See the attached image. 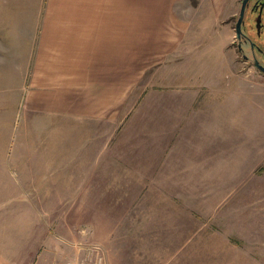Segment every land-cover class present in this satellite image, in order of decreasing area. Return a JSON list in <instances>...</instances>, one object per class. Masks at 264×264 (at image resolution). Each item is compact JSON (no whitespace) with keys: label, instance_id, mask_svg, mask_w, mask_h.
<instances>
[{"label":"rangeland","instance_id":"1","mask_svg":"<svg viewBox=\"0 0 264 264\" xmlns=\"http://www.w3.org/2000/svg\"><path fill=\"white\" fill-rule=\"evenodd\" d=\"M213 3L0 0V264H185L187 251L189 264H224L228 256L231 264H264V253L253 263L242 240L237 251L215 250L226 242L220 231L251 230L249 240L261 244L264 194L242 207L240 187H222L206 210L207 194L196 196L199 203L189 194V172L201 171L202 160V97L189 109V84L212 74L219 58L200 49L189 59V42L223 39L242 74L256 69L234 42L240 0ZM254 16L244 21L249 35ZM60 25L113 29L124 65L115 64L108 112H57L50 107L63 102L58 94L29 102L38 58L49 56L43 31ZM148 157L177 171L174 178L141 172L136 161Z\"/></svg>","mask_w":264,"mask_h":264},{"label":"crops","instance_id":"2","mask_svg":"<svg viewBox=\"0 0 264 264\" xmlns=\"http://www.w3.org/2000/svg\"><path fill=\"white\" fill-rule=\"evenodd\" d=\"M225 1L227 0H210L216 2L213 3L214 6ZM91 27L86 25L75 29L72 26L60 25L44 29L42 42L49 45V56L46 57L42 52L38 58L40 68L39 72L33 75L29 102L36 105L38 96L41 98L38 105H43L47 96L52 99L58 94V99L63 102L50 107L57 112L87 116L111 109L115 97L114 67L115 64L124 65V62L119 60L123 59V49L119 46L115 48L113 29L108 31L106 28ZM210 32V29L202 30L204 34ZM125 39L129 41L128 36ZM210 39L194 45L189 42V59L200 49L217 52L219 55L218 66L212 74L204 75L201 72L200 79H195L199 84H189V109L197 94L202 97L201 171L189 172V177H193V181L189 183V194L191 193L196 201V196L200 193L207 194L208 199H201L200 207L206 210V206L211 202L210 193L232 185L234 188H230L233 190L240 187L236 203L244 207V204L254 203L255 195L264 194V104L259 105L262 96L260 93H264V73H255L254 70L258 69L253 67L256 69L242 74V63L235 60L233 54L228 51V42L217 40L216 37L214 40ZM121 41L124 42V36ZM126 64L128 65V61ZM192 72L193 70L189 72V81L196 76L192 75ZM118 89L116 95L123 96V84ZM68 91L72 93L68 98L73 97L74 104L67 100ZM152 159L153 157H148L136 161L141 172L150 170L152 174L161 172L153 176L150 174L151 177L174 178V172L177 171L170 169V166L161 168L160 163H155L158 160ZM119 162L122 166L131 168L129 163L126 164L122 160ZM90 168L93 172L98 171V162L91 160ZM123 174L124 172L121 175L128 177L129 170L125 169ZM217 227L220 231V227ZM220 232L224 234L226 242L223 249L215 250L221 251V255L222 251H228V248L237 251L241 240L250 243L246 253L252 256L253 263L254 258L259 255L258 252L264 253V240L260 245L249 240V236H253L251 230L245 233L241 229L238 232ZM229 235L233 236L232 240ZM260 257L263 258L264 255ZM227 258L224 264H231L229 256ZM182 261L189 264L188 251Z\"/></svg>","mask_w":264,"mask_h":264},{"label":"flooded vegetation","instance_id":"3","mask_svg":"<svg viewBox=\"0 0 264 264\" xmlns=\"http://www.w3.org/2000/svg\"><path fill=\"white\" fill-rule=\"evenodd\" d=\"M240 0V6H241ZM240 11V7H239ZM254 14L253 17L254 22L252 25V28L249 29V32L251 35H249L246 30L244 24H245V18L249 14ZM258 15H260L258 17ZM264 0H248L247 5L245 7L244 16H243V22L241 25L242 33L240 38L235 39L236 43V49L238 51L247 50L248 53H243L242 57L248 61L250 58L252 59L251 63L253 64L254 58H256L260 63H264V53L263 48L264 46L260 42L261 39H264ZM257 19H259V23H257ZM235 29V27H234ZM263 56V57H262Z\"/></svg>","mask_w":264,"mask_h":264},{"label":"water","instance_id":"4","mask_svg":"<svg viewBox=\"0 0 264 264\" xmlns=\"http://www.w3.org/2000/svg\"><path fill=\"white\" fill-rule=\"evenodd\" d=\"M247 2H248V0H242L241 1L239 15H238V17L236 19V23H235V36H236V38H240L241 33H242L241 25L243 22V16H244V11H245V7L247 5ZM259 16L260 15H258V17ZM257 23H259V19H257ZM253 65L255 67H257V69H259L261 72L264 73V65H262L256 58H254Z\"/></svg>","mask_w":264,"mask_h":264}]
</instances>
